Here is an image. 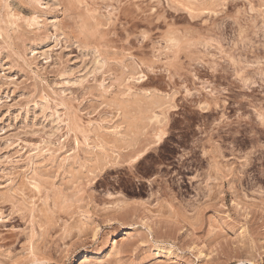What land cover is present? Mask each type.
I'll return each mask as SVG.
<instances>
[{
  "label": "rangeland",
  "instance_id": "obj_1",
  "mask_svg": "<svg viewBox=\"0 0 264 264\" xmlns=\"http://www.w3.org/2000/svg\"><path fill=\"white\" fill-rule=\"evenodd\" d=\"M194 1L0 0V264H264V6Z\"/></svg>",
  "mask_w": 264,
  "mask_h": 264
},
{
  "label": "bare ground",
  "instance_id": "obj_2",
  "mask_svg": "<svg viewBox=\"0 0 264 264\" xmlns=\"http://www.w3.org/2000/svg\"><path fill=\"white\" fill-rule=\"evenodd\" d=\"M152 1H153V0H152ZM155 1H156V0H155ZM159 1H160V0H158V2H159ZM196 1H198V0H195V1L193 2V4H191V2H192V0H191V2H188V3H190V4L187 3V4L183 5V6H178V7L176 6V8H175V7H174V8H175L176 10H178V11H182V12H184V13L187 15L186 17H188L187 19H188L189 22H191V23H196V21H197L198 19L202 18L203 15H208V16H209L210 14H213V15H219V16L221 15L222 11H221V12H217L218 9H216L217 6L219 7V5H220V3H218L219 0H209V1H207V0H206V1H205V0H202L203 2L201 1V5H200L199 1H198V2H196ZM231 1H232V0H231ZM241 1L244 2L245 5H247L246 7L249 8V7L251 6V7H250V10H251V11L254 10V9H256L258 3H259V5L262 4L261 6H258V7H261V8H262V6H264V1H263V0H261V1H258V0H241ZM247 1H248V2H247ZM222 2H224V1H222ZM238 2H239V1H238ZM149 3H150V2H149ZM159 3H160V2H159ZM169 3H171V2L169 1ZM198 3H199V5H198ZM231 3H232V2H231ZM194 4H197V5H194ZM233 4H234V3H232V5H233ZM256 4H257V5H256ZM161 5H162V4H161ZM164 5H165V4H164ZM232 5H231V8H232ZM243 5H244V4H243ZM245 5H244V6H245ZM153 6H154V5H153ZM168 6H169V5H168ZM165 7H167V6H165ZM128 8H129V7H128ZM151 8H153V7L151 6ZM170 8H173V7L171 6ZM174 8H173V9H174ZM136 9H137V7H136ZM162 9H163V8H162ZM130 10H131V9H130ZM130 10H129V11H130ZM150 10H152V9H150ZM169 10H170V9H169ZM110 11H111V10H110ZM123 11H124V10H123ZM153 11H154V9H153ZM165 11H166V10H165ZM229 11H230V10H229ZM118 12H119V10H118ZM124 12H127V11H124ZM252 12H255V10L252 11ZM180 14H181V13H180ZM185 14H184V15H185ZM262 14H264V12H262ZM99 15H100V14H99ZM114 15H115V14H114ZM116 15H117V14H116ZM129 15H130V13H129ZM129 15H128V16H129ZM237 15H238V14H237ZM97 16H98V15H97ZM100 16H101V15H100ZM133 16H134V15H132V17H133ZM139 16H140V14H139ZM142 16H143V15H142ZM142 16H141V17H142ZM155 16H156V15H155ZM251 16L254 17L253 15H251ZM255 16H257V14H256ZM262 16H263V15H262ZM132 17H131V18H132ZM135 17H136V16H135ZM135 17H134V18H135ZM147 17H148V16H147ZM162 17H163V16H162ZM249 17H250V16H249ZM252 17H250V18L252 19ZM257 17H258L257 19H259V16H257ZM94 18H95V17H94ZM103 18H104V17H103ZM142 18H143V17H142ZM181 18H182V16H181ZM254 18H255V17H254ZM104 19H105V18H104ZM116 19H117V18H116ZM116 19H115V20H116ZM132 19H133V18H132ZM135 19H138V18L136 17ZM156 19H157V18H156ZM228 19H229V18H228ZM257 19H256V20H257ZM263 19H264V18H263ZM100 20H101V18H100ZM108 20H110L109 17H108ZM133 20H134V19H133ZM133 20H132V21H133ZM144 20H145V19H143V21L141 20V18L139 19V21H141V22H144ZM146 20H149V21H148L149 23H147V24H150V22H152V21H150V19H147V18H146ZM146 20H145V21H146ZM181 20H182V19H181ZM203 20H204V19H203ZM226 20H227V19H226ZM256 20H255V21H256ZM135 21H136L137 23H136V22H133V23H136V25H137L138 23L141 24V22H138L137 20H135ZM156 21H157V20H156ZM158 21H159V18H158ZM193 21H194V22H193ZM250 21H251V20H250ZM253 21H254V20H253ZM229 22H230V21H229ZM103 23H104V22H103ZM107 23H108V22H107ZM144 23H146V22H144ZM158 23H159V22H158ZM220 23H221V22H220ZM134 25H135V24H134ZM150 25H152V23H151ZM138 26H139V24L137 25V27H138ZM196 26H197V25H196ZM222 26H223V25H222ZM224 26H225V25H224ZM226 26H227V25H226ZM239 26H240V31L243 32V28H242V24H241V22H239ZM135 27H136V26H135ZM137 27H136V28H137ZM149 27H150V26H149ZM208 27H209V26H208ZM208 27H207V28L205 27V29H203L204 27L202 28L203 30H205V32H204L202 29H198V30H202L203 33L200 31L201 35H202V34H203V35L207 34V36H208L209 33H211V31L213 32V34L215 33V32H214V31H215L214 29H212V28L210 29V28H208ZM215 27L217 28V26H215ZM215 27H213V28H215ZM229 27H230V26H229ZM260 27H261V26H260ZM227 28H228V26H227ZM253 28H254V27H253ZM168 29H169V28H168ZM218 29H219V27H218ZM218 29H217V31H218ZM213 30H214V31H213ZM167 31H168V30H167ZM179 31H180V30L178 29L177 31L175 30V32L173 31L174 33L171 32L172 34H169V37H170V38L168 37V38H169V39H168V40H169V41H168L169 43H172V44L174 45V42H176L175 45H174V47L176 46L177 43H181L182 45H184L185 43L188 44V42H189V41H187V40H188L187 38L184 39V37H187L188 32L186 31V34L183 35V34H182V31H181V33H180ZM217 31H216V33H217ZM143 32H144V31H143ZM190 32H191V31H189V33H190ZM220 32H221V30L219 29V33H220ZM251 32H252V31H251ZM148 33H149V32H148ZM184 33H185V32H184ZM193 33H194V32H193ZM198 33H199V32H198ZM198 33H197V34H198ZM216 33H215V36L218 35V34L216 35ZM260 33H261V32H260ZM142 34H143V33H142ZM166 34H167V33H166ZM173 34L176 35V36H177V35H179V36H177V37L175 36V37H174ZM190 34H191V33H190ZM180 35H181V36H180ZM185 35H186V36H185ZM199 35H200V34H199ZM211 35H212V33H211ZM259 35H260V34H259ZM144 36H145V35H144ZM167 36H168V34H167ZM167 36H166V37H167ZM171 36H173V37H171ZM182 36H184V37L182 38ZM209 36H210V35H209ZM219 36H220V37L223 36V33H222L221 35H218V37H219ZM148 37H149V36H148ZM174 38H175V39H174ZM221 38H222V37H221ZM182 39H184V40L187 41V42L183 41ZM207 39H210V38H207ZM214 39H215V38H214ZM218 39H219V38H218ZM146 40H147V39H146ZM171 40H172L173 42H172ZM220 40H221V39H220ZM142 41H143V40H142ZM166 41H167V40H166ZM170 41H171V42H170ZM182 41L184 42V44H183ZM210 41H211V40H210ZM212 41H214V40H212ZM217 41L219 42V40H217ZM200 42H201V41H200ZM198 43H199V42H198ZM212 43H213V42H212ZM214 43H215V42H214ZM144 44H146V43H144ZM181 44H179V45H181ZM207 44H208V43H207ZM173 45H172V46H173ZM192 45H193V44H192ZM192 45H191V43H190L188 46H187V45H186V46H187V47L191 46V47H189V48L195 47L194 45H193V46H192ZM186 46H185V47H186ZM143 47H145V46H143ZM174 47H173V48H174ZM178 47H179V46H178ZM178 47H177V48H178ZM180 47H181V46H180ZM180 47H179L178 49L175 48V50H173V51H174L175 53L179 54V53H180L179 51H182V49L179 50ZM182 47H183V46H182ZM140 48L143 49L142 47H140ZM201 48H202V47H201ZM204 49H205V48H204ZM154 50H155V49H154ZM176 50H177L179 53H178ZM190 50H191V49H190ZM203 53H204V52H203ZM130 54H131V53H130ZM177 54H176L175 57L178 59V56H179V55L177 56ZM194 54H195V53H194ZM96 55H97V54H96ZM126 55H127V54H126ZM241 55H244V54H241ZM97 56H98V55H97ZM130 56H131V55H130ZM154 56H156V55H154ZM132 57H135V56L132 55ZM132 57H131V58H132ZM156 57H157V56H156ZM198 57H199V56H198ZM98 58H99L98 61H97V58H96V60H94L95 63H96L95 66H94V67H95V70H98V68L102 69V67H105V65H106V64L104 63V60H103L102 58H101V60H100V57H99V56H98ZM129 58H130V57H129ZM153 59H154V58H153ZM153 59H152V60H153ZM156 59H157V58H156ZM233 59H235L234 56H232V60H233ZM236 59L238 60V57H237V56H236ZM132 60H133V59H132ZM139 60H142V59H139ZM96 61H97V62H96ZM137 61H138V60H137ZM150 61H151V59H150ZM153 61H155V60H153ZM153 61H151L152 64H151V63H148V64L151 65V67H152L153 63H154V64L156 63V61H155V62H153ZM180 61H181V60H180ZM129 62H130V61H129ZM132 62H133V61H132ZM132 62H131V63H132ZM138 62H139V61H138ZM141 62H142V61H140L139 64L135 62L136 64H134V65H137V67H138V66H139L140 64H142L144 61H143L142 63H141ZM145 62H149V60H147V61H145ZM145 62L142 64L143 66L148 65V64L144 65ZM230 63H231V62H230ZM156 64H157V63H156ZM173 64H174V63H173ZM207 64H208V63H207ZM150 65H149V67H150ZM98 66H99V67H98ZM130 66H131V64H130ZM143 66H142V67H143ZM209 66H210V65H209ZM97 67H98V68H97ZM128 67H129V66H128ZM135 67H136V66H135ZM137 67H136V69H137ZM151 67H150V68H151ZM96 68H97V69H96ZM129 68H131V67H129ZM139 68H140V67H139ZM139 68H138V71L140 70ZM100 69H99V71H100ZM141 69H142V68H141ZM202 69H203V68H202ZM202 69H200V70H202ZM205 69H206V68H205ZM135 71H136V70H135ZM229 71H230V70H229ZM247 74H248V76H251V72H248ZM198 75L200 76L199 73H196V75L194 74V75H193V78H194L195 80H197V78H198V80H199L200 78H199ZM220 75H221V74H220ZM258 76H259V75H258ZM140 77H141V76H140ZM200 77H201V76H200ZM141 78L144 79L145 76H142ZM173 78H174V77H173ZM244 78H247V76L244 77ZM244 78H243V80H241L240 82L244 81V82H242V83L244 84L245 87H247V86H248V83H249V82H247V81H248L247 79H249V78H247V79H244ZM133 79H134V78H133ZM135 79H136V78H135ZM139 79H140V78H138V80H139ZM190 79H191V78H190ZM194 79H193V80H194ZM193 80H191V81L193 82ZM236 80H237V79H236ZM135 81H137V79H136ZM139 81H140V80H139ZM139 81H138V82H139ZM144 81H145V80H144ZM144 81H143V82H144ZM263 81H264V79H263ZM141 82H142V80H141ZM178 82H179V80L177 79V80H176V83H178ZM194 82H196V81H194ZM253 82H254V81H253ZM203 83H204V82H203ZM259 83H260V82H259ZM194 84H195V83H194ZM201 84H202V83H201ZM252 84L254 85V84H256V82H254V83H252ZM252 84H250L248 87L251 88V87H252V86H251ZM260 84H263V83H260ZM237 85H238V84H237ZM241 86H242V85H241ZM190 89H191V88H190ZM206 90H207V89H206ZM220 92H221V91H220ZM216 94H217V93H216ZM160 97H161V96H160ZM194 97H195V95H194ZM200 97H201V96H200ZM153 99H154V98H153ZM158 99H159V98H158ZM190 99H191V98H190ZM192 100H193V99H192ZM159 101H160V100H159ZM161 102H162V100H161ZM164 102H165V101H164ZM162 104H163V103H162ZM166 105H167V104H166ZM152 106H153V105H152ZM154 106H155V105H154ZM168 106H169V105H168ZM161 116H162V115H161ZM159 117H160V116H159ZM151 118H152V117H151ZM158 119H159V118H158ZM162 119H163V118H161V120H162ZM141 154H142V153H141ZM139 156H140V155H139ZM124 230H125V229H124ZM86 252L88 253V256H90L91 251H86ZM92 253H93V252H92Z\"/></svg>",
  "mask_w": 264,
  "mask_h": 264
}]
</instances>
